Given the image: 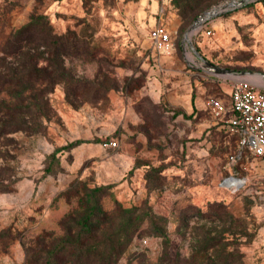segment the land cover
Segmentation results:
<instances>
[{"label":"rangeland","instance_id":"374dc122","mask_svg":"<svg viewBox=\"0 0 264 264\" xmlns=\"http://www.w3.org/2000/svg\"><path fill=\"white\" fill-rule=\"evenodd\" d=\"M221 1L0 0V264H264V168L209 66L264 85V0L188 42Z\"/></svg>","mask_w":264,"mask_h":264},{"label":"built area","instance_id":"2783aa9c","mask_svg":"<svg viewBox=\"0 0 264 264\" xmlns=\"http://www.w3.org/2000/svg\"><path fill=\"white\" fill-rule=\"evenodd\" d=\"M228 1L223 0L218 10L223 11L229 6ZM241 3L243 0H233L231 4ZM154 35L162 41L168 40V35L161 29L154 31ZM223 77L230 88L227 106L219 98L212 99L211 105L218 114L227 108L226 126L237 133L239 147L247 150L264 168V85L241 76ZM109 143L115 145V142Z\"/></svg>","mask_w":264,"mask_h":264},{"label":"trees","instance_id":"16d2710c","mask_svg":"<svg viewBox=\"0 0 264 264\" xmlns=\"http://www.w3.org/2000/svg\"><path fill=\"white\" fill-rule=\"evenodd\" d=\"M41 21V25H46V22L44 21V18L42 17H38L32 21H30L25 27L22 28L21 31H19V35L21 36L22 39H26V38H32L34 37L37 32V27H38V24L39 22L37 21ZM49 32V31H48ZM55 36V35H53ZM53 36H49V34L47 33L45 36V38H42L44 39L45 41H52L53 43H58L59 42V39L57 37H54ZM53 38V39H52ZM46 78H43V76L41 74H35L31 71L19 76L16 80L14 81H9L7 80L5 83H7V85L9 87H29L35 83H39L41 81H45ZM235 139L237 140L238 139V135L237 133L235 132H232Z\"/></svg>","mask_w":264,"mask_h":264},{"label":"water","instance_id":"95a60500","mask_svg":"<svg viewBox=\"0 0 264 264\" xmlns=\"http://www.w3.org/2000/svg\"><path fill=\"white\" fill-rule=\"evenodd\" d=\"M247 0H243V3L246 2ZM222 1L215 4L214 6H212L211 8H209L208 10H206L204 13H202L197 19L196 21L193 23V25L189 28L186 37L188 36V34L191 32V30H196L197 28H199L205 21H207L208 19L212 18L216 13H220L222 12L218 10V8L220 7V5H222ZM188 39V37H187ZM188 42H190V40H188ZM191 48L194 50V47L192 46V44H190ZM195 53L196 50H194ZM209 66H211L217 73L220 74H227V75H241V73H237L228 69H224V68H220L217 66H213L211 64H209Z\"/></svg>","mask_w":264,"mask_h":264},{"label":"bare ground","instance_id":"6f19581e","mask_svg":"<svg viewBox=\"0 0 264 264\" xmlns=\"http://www.w3.org/2000/svg\"><path fill=\"white\" fill-rule=\"evenodd\" d=\"M227 3V5L228 4H230L231 5V3H233V0H230V1H228V2H226ZM192 31V30H191ZM261 84V83H260ZM227 185H236V186H238V185H240V183H241V180H239V179H235V178H232V177H229V178H227L226 179V182H225Z\"/></svg>","mask_w":264,"mask_h":264}]
</instances>
